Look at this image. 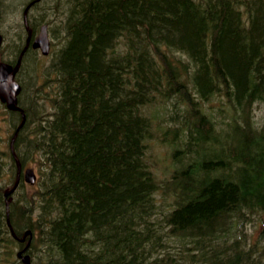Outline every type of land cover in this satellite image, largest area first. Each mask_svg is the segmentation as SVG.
Segmentation results:
<instances>
[{"label":"trees","instance_id":"1","mask_svg":"<svg viewBox=\"0 0 264 264\" xmlns=\"http://www.w3.org/2000/svg\"><path fill=\"white\" fill-rule=\"evenodd\" d=\"M67 3L46 90L30 96V76L19 96L15 150L39 177L21 179L9 216L17 236L31 230L34 264H264V0ZM2 108L10 140L22 114ZM155 138L176 148L169 184L151 165ZM3 143L1 264H17ZM256 219L262 245L245 249L238 228Z\"/></svg>","mask_w":264,"mask_h":264},{"label":"rangeland","instance_id":"2","mask_svg":"<svg viewBox=\"0 0 264 264\" xmlns=\"http://www.w3.org/2000/svg\"><path fill=\"white\" fill-rule=\"evenodd\" d=\"M39 1L40 0H0V6L2 9L0 17V33H2L5 38L4 43L1 47L0 61L14 60L16 55L14 56L13 53L17 51L20 41L23 42L26 38L27 33L24 28L23 17L26 9L29 7V4L30 8L27 11L29 24L31 22L35 24L37 19L44 17V22L42 23V25H48L49 37L51 39L49 40L51 46L50 53L47 56H44L43 54H41V52H36V50L31 49L25 64L27 70L24 69V71L20 74V80L25 82L27 86L30 83L28 78L30 76H33V81H31L29 85L30 96L37 95V97L39 95V88L43 86L45 89V87H47L44 86L46 85V78H52V69L50 64L52 63V61L58 54L59 49L64 43L62 35L64 30H62L60 24H62V21L66 20V14L59 13L58 11H62L61 9H63L65 5H68L67 1L65 0ZM36 2L39 3L35 4ZM19 83L21 82L19 81ZM1 107L4 108L5 105L1 103ZM152 111L156 113L154 108ZM4 117L8 118L9 114H3V112L0 110V139L2 142H4L1 145V148L3 150H7L10 145L9 141L11 140L8 139L9 135L11 134V132L9 131L11 129V126L10 123L6 119H4ZM254 117L255 120L258 119L259 121H261V123L264 122V108L262 107L255 110ZM163 125L167 126L169 124L165 123ZM172 140L175 141L176 137H173ZM149 148L152 156L151 159L153 161L151 162V165L157 177L158 183L169 184L171 181V177L174 174V170L181 167V165L179 164L176 165L173 159V154L175 153L176 148L170 143L160 142L159 138L150 140ZM36 163V158L29 157L25 163V166L34 168L37 175L39 176V169H37ZM182 163H184L183 160ZM173 197L174 195L171 193H166L163 187L160 188L157 199L163 207V211L165 213L166 208H168L169 204L173 202ZM262 229L263 224L261 223L260 219H256L253 224L247 222V224L238 228L239 231L243 232V236H241L240 238H242V243L245 249L253 246L254 244L259 246L260 242L261 244L259 247H261L263 242V240H260ZM237 236H240V234H237ZM18 246L19 245H17L14 250L12 259L15 262L17 261V264H20V261L16 258V253L19 250Z\"/></svg>","mask_w":264,"mask_h":264},{"label":"water","instance_id":"3","mask_svg":"<svg viewBox=\"0 0 264 264\" xmlns=\"http://www.w3.org/2000/svg\"><path fill=\"white\" fill-rule=\"evenodd\" d=\"M29 7L26 9L25 14H24L25 25H26L27 29H28L27 11H28ZM29 34H30V31H29ZM2 40H3V37L0 34V47L2 45ZM28 46H29V41H27L26 47L24 48L23 52L21 53L17 62L14 65L7 63V62H4V61L0 62V100H1V102L6 104V106L9 110L20 111L22 113V122H21L20 126L17 128L15 134L12 137L11 143H10L11 154H12V156L16 162V166H17V178H16V182L14 184V187L11 190H8L5 192V198L7 199V202H6L7 222H8L9 228L11 230V233H12L13 237H15V238H18V237H17V235H16V233L12 227L11 221L9 219L10 206H9V202H8V195H10L17 188V186L20 182L21 175H23V178L27 183H30L32 185L35 184L36 180H37V176H36V173H35L33 168L23 169V165H22L18 155L16 154L15 148H14V143H15L16 137L18 135V131L24 125L25 120H26L25 113H24L23 109L18 104V95L21 92V85L17 81H15V76L20 70L21 62H22V56H23L24 52L26 51V49L28 48ZM33 47L34 48H40L42 53L45 55L49 53L50 42H49L46 26L42 27L39 35L35 38V40L33 42ZM29 234H30V231H27L24 234V236L21 238V241L24 242L26 237ZM29 245H30V240L28 241L26 247H29ZM23 251L24 250L19 251L17 253V256L19 258H21L25 264H31L29 255L22 256Z\"/></svg>","mask_w":264,"mask_h":264},{"label":"flooded vegetation","instance_id":"4","mask_svg":"<svg viewBox=\"0 0 264 264\" xmlns=\"http://www.w3.org/2000/svg\"><path fill=\"white\" fill-rule=\"evenodd\" d=\"M40 1H41V0H40ZM40 1H39V2H40ZM65 1H70V0H65ZM39 2H36L35 4H38ZM28 21H29V20H28ZM32 29H33L34 33L31 32V34H32L31 37H34V36L37 34V33H36L37 30H35L34 28H32ZM28 37H29V36H28ZM28 37L26 38V41H27ZM4 39H5V38H4ZM37 51H38V50H37ZM23 246H24V244H23ZM22 250H23V249H22ZM28 251H29V250H28ZM28 251H25V253H23V255L29 254ZM30 254H31V253H30ZM0 264H1V250H0Z\"/></svg>","mask_w":264,"mask_h":264},{"label":"bare ground","instance_id":"5","mask_svg":"<svg viewBox=\"0 0 264 264\" xmlns=\"http://www.w3.org/2000/svg\"><path fill=\"white\" fill-rule=\"evenodd\" d=\"M27 23L29 24V21H28V18H27ZM25 27H26V25H25ZM27 28V27H26ZM3 37V40H2V45H3V43H4V36H2ZM30 40V37H28V39H27V41H29ZM2 45H1V47H2ZM25 253V252H24Z\"/></svg>","mask_w":264,"mask_h":264}]
</instances>
